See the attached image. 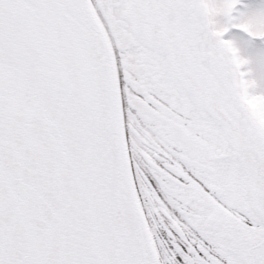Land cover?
Here are the masks:
<instances>
[{"label":"snow or ice","instance_id":"1","mask_svg":"<svg viewBox=\"0 0 264 264\" xmlns=\"http://www.w3.org/2000/svg\"><path fill=\"white\" fill-rule=\"evenodd\" d=\"M0 264H264V0H0Z\"/></svg>","mask_w":264,"mask_h":264}]
</instances>
